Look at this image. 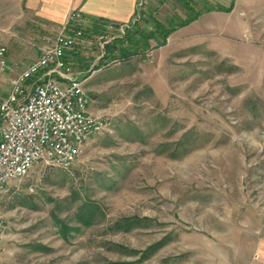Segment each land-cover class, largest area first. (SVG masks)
<instances>
[{"label":"rangeland","instance_id":"374dc122","mask_svg":"<svg viewBox=\"0 0 264 264\" xmlns=\"http://www.w3.org/2000/svg\"><path fill=\"white\" fill-rule=\"evenodd\" d=\"M21 1L0 0V100L62 29ZM191 3L218 15L165 46L105 60L91 34L69 53L110 127L71 169L7 185L1 264H264V0ZM187 17L144 0L129 28Z\"/></svg>","mask_w":264,"mask_h":264},{"label":"built area","instance_id":"2783aa9c","mask_svg":"<svg viewBox=\"0 0 264 264\" xmlns=\"http://www.w3.org/2000/svg\"><path fill=\"white\" fill-rule=\"evenodd\" d=\"M88 28L80 12H71L59 33L47 40L39 59L17 75L10 94L0 100V194L11 181L27 178L37 165L71 169L109 130V120L90 110L87 80L69 61V53L84 44ZM102 28L96 39L104 49L121 39L129 25L108 23ZM6 55L0 46L2 66ZM3 229L0 216V236Z\"/></svg>","mask_w":264,"mask_h":264},{"label":"crops","instance_id":"0c3cea01","mask_svg":"<svg viewBox=\"0 0 264 264\" xmlns=\"http://www.w3.org/2000/svg\"><path fill=\"white\" fill-rule=\"evenodd\" d=\"M143 1L144 0H22L21 4L28 15L38 21L42 26L60 29L65 25L69 14L73 11H78L87 20L89 28L91 29V26L97 22L105 25L108 23L133 24L138 18L139 7L142 5ZM209 15H218V13L203 14L198 20L187 27L178 29L170 36L177 35L182 31H188V29L192 28L194 25H199L201 20L204 17H209ZM213 17L216 19L215 16ZM198 36H200V34ZM38 59L39 56L30 59L28 66L22 69L21 72L25 71ZM1 239L2 236H0V249L2 250Z\"/></svg>","mask_w":264,"mask_h":264},{"label":"trees","instance_id":"16d2710c","mask_svg":"<svg viewBox=\"0 0 264 264\" xmlns=\"http://www.w3.org/2000/svg\"><path fill=\"white\" fill-rule=\"evenodd\" d=\"M165 1V0H164ZM183 4L184 8L188 12V17L181 20L179 23H175L172 20L169 21L170 28H167L161 22L156 20L154 24V29L152 30H136L132 31L130 28L126 32V39H118L112 42L106 48L107 56L103 59L114 60L130 58L132 56L138 55L141 51H143V47L147 48L149 46V41L154 39L158 42V47L165 46L167 44V40L169 36L177 31L178 29L184 28L198 20L204 12L198 11L191 3V0H180ZM234 3L228 8H219V11L230 13L233 9ZM210 11V10H209ZM152 15V14H151ZM102 23H94L90 28L86 30V35L90 36L91 34H100L103 32ZM91 32V33H90ZM127 44V45H126ZM141 46V48H140ZM119 51V55H115V53ZM118 57V58H117Z\"/></svg>","mask_w":264,"mask_h":264}]
</instances>
